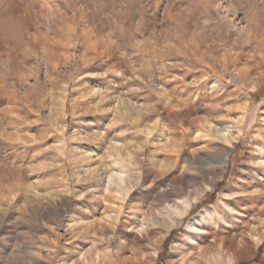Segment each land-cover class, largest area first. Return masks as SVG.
Masks as SVG:
<instances>
[{
    "label": "rangeland",
    "instance_id": "1",
    "mask_svg": "<svg viewBox=\"0 0 264 264\" xmlns=\"http://www.w3.org/2000/svg\"><path fill=\"white\" fill-rule=\"evenodd\" d=\"M0 264H264V0H0Z\"/></svg>",
    "mask_w": 264,
    "mask_h": 264
},
{
    "label": "bare ground",
    "instance_id": "2",
    "mask_svg": "<svg viewBox=\"0 0 264 264\" xmlns=\"http://www.w3.org/2000/svg\"><path fill=\"white\" fill-rule=\"evenodd\" d=\"M114 176V175H113ZM124 175L122 174V172H118L116 173L115 177L116 179L119 181L120 184H123L125 182L124 180ZM113 180V179H112ZM123 186V185H122ZM185 210V209H184ZM179 211V210H178ZM180 212V211H179Z\"/></svg>",
    "mask_w": 264,
    "mask_h": 264
}]
</instances>
